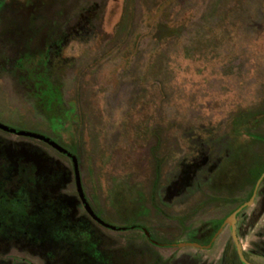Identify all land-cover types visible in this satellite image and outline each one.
Wrapping results in <instances>:
<instances>
[{
	"label": "rangeland",
	"instance_id": "1",
	"mask_svg": "<svg viewBox=\"0 0 264 264\" xmlns=\"http://www.w3.org/2000/svg\"><path fill=\"white\" fill-rule=\"evenodd\" d=\"M58 5L0 7L3 63L32 32L50 28L55 14L64 28L74 26L66 20L80 5ZM88 8L97 9L106 32L89 53L68 38L73 60L62 70L59 116L47 120L7 75L0 79V118L48 134V121L72 132L85 189L107 223L139 224L167 242L207 238L264 171V0H126ZM235 229L246 259L264 264V178ZM97 231L107 249L95 264L140 263L135 229ZM1 252L44 264L19 241ZM152 253L173 255L175 264H239L227 225L208 249Z\"/></svg>",
	"mask_w": 264,
	"mask_h": 264
},
{
	"label": "flooded vegetation",
	"instance_id": "2",
	"mask_svg": "<svg viewBox=\"0 0 264 264\" xmlns=\"http://www.w3.org/2000/svg\"><path fill=\"white\" fill-rule=\"evenodd\" d=\"M125 3L126 0H0V7L3 4H23L22 7L26 8V4H39L46 9L51 4L80 5L66 20L67 24L74 23L75 29L71 24L64 28V25H60L63 22L61 16L55 14L48 21L46 19L51 22L50 28L46 27L39 35H33L32 32L25 41L6 53L5 63L0 58V79L8 75L12 84L23 91V96L33 98L36 107L47 115V120L48 117L59 116L56 105L60 98L62 70L73 60V57L66 56L68 38L80 44L82 53H89L95 40L103 37L106 32V29L99 26L97 9H89V5ZM115 18L114 16L112 21ZM0 85L3 86L4 82ZM13 95L15 96L12 92ZM48 123L51 134L38 126H27L12 118H0V252L6 245L19 241L30 252L37 253L34 256L44 260V264H95L99 251L107 249L100 245L104 236L97 229H111L90 216L79 196L78 187L91 213L107 223L95 210L92 198L85 189L79 167L81 160L76 152L72 132L55 127L49 121ZM63 133L69 134L70 140H65ZM72 161L76 162L77 179ZM221 222L205 239L192 238L177 242L156 239L147 227L133 224L139 233L136 240L137 250L142 256L139 264H175L173 255L159 259L158 255L152 253L153 249L176 247L171 245L178 242L206 245ZM235 224L236 220L234 229ZM142 228L156 245L144 235ZM4 255L3 252L0 253V264H21L17 259ZM235 255L238 263L243 264L236 252ZM242 255L247 262L253 264L243 252Z\"/></svg>",
	"mask_w": 264,
	"mask_h": 264
},
{
	"label": "water",
	"instance_id": "3",
	"mask_svg": "<svg viewBox=\"0 0 264 264\" xmlns=\"http://www.w3.org/2000/svg\"><path fill=\"white\" fill-rule=\"evenodd\" d=\"M73 163V167H74V171H75V174H76V179H77V169H76V162L75 161H72ZM264 177V171L260 173V175L256 178L255 182H254V185L252 187V190H251V193H250V196L249 198L244 201L243 203L239 204L234 210H232L224 219L223 221L221 222L220 226L218 227V229L214 232V234L212 235V237L210 238L209 242L206 244V245H199L197 243H194V242H178L176 244H172L171 246H176V247H182V246H192V247H196V248H199V249H206L208 247H210L212 241L214 240V238L216 237V235L220 232L221 228L225 225V224H228L229 226V231H230V236H231V239H232V242H233V246H234V249H235V252L237 254V257L239 259V261L243 264H250L249 262H247L243 255H242V251H241V248H240V244L238 242V239H237V236L235 234V229H234V223H235V220H236V215L242 210L244 209L245 207H247L248 205L251 204L252 200H253V197L255 195V191H256V188L259 184V182L261 181V179ZM78 191H79V196L84 204V207L85 209L87 210V212L90 214V216L92 218H94L95 221H97L98 223H100L101 225H103L104 227L108 228V229H111V230H118V231H122V230H127V229H134V228H137L136 226H127V227H115L113 225H110V224H107V223H104L102 222L100 219H98L94 214L91 213V211L89 210L88 206L86 205V203L84 202L83 200V197H82V194H81V191H80V188L78 187ZM142 231L144 233V235L149 239V236L147 234V232L142 228ZM149 241L156 245V243L154 241H152L151 239H149Z\"/></svg>",
	"mask_w": 264,
	"mask_h": 264
},
{
	"label": "trees",
	"instance_id": "4",
	"mask_svg": "<svg viewBox=\"0 0 264 264\" xmlns=\"http://www.w3.org/2000/svg\"><path fill=\"white\" fill-rule=\"evenodd\" d=\"M259 174V173H258ZM258 174H256V178L258 177ZM250 193V192H249Z\"/></svg>",
	"mask_w": 264,
	"mask_h": 264
}]
</instances>
